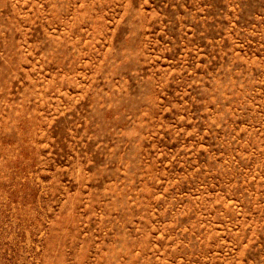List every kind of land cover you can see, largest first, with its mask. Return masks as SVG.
I'll use <instances>...</instances> for the list:
<instances>
[{
  "label": "rangeland",
  "instance_id": "rangeland-1",
  "mask_svg": "<svg viewBox=\"0 0 264 264\" xmlns=\"http://www.w3.org/2000/svg\"><path fill=\"white\" fill-rule=\"evenodd\" d=\"M0 264H264V0H0Z\"/></svg>",
  "mask_w": 264,
  "mask_h": 264
}]
</instances>
